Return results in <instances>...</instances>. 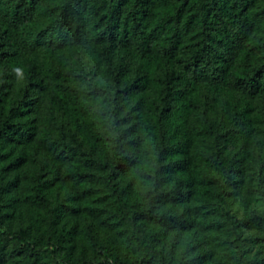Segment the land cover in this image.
<instances>
[{
  "label": "trees",
  "instance_id": "1",
  "mask_svg": "<svg viewBox=\"0 0 264 264\" xmlns=\"http://www.w3.org/2000/svg\"><path fill=\"white\" fill-rule=\"evenodd\" d=\"M0 264H264V0H0Z\"/></svg>",
  "mask_w": 264,
  "mask_h": 264
},
{
  "label": "rangeland",
  "instance_id": "2",
  "mask_svg": "<svg viewBox=\"0 0 264 264\" xmlns=\"http://www.w3.org/2000/svg\"><path fill=\"white\" fill-rule=\"evenodd\" d=\"M19 73L20 72L17 71V72H15V75L19 77L20 76ZM17 81H19V79ZM255 135H256V132H255L254 128L248 123L245 126V128L243 129L242 134L237 136V137H235L234 139H232L231 143L227 146L226 152L231 154V153H234V152L238 151V149L241 147L243 141L245 140V138L247 136L253 137ZM250 146H251V143H249V145L246 146V147L250 148ZM247 195H248V198H249V201H250V208L257 207V208H259L261 210L262 207L260 206V202L257 201V196L255 195V193H253V194L252 193H248ZM239 205H240L239 201H234V202L230 203L231 210L233 212H235L238 215V217H241L242 209H241V207ZM250 233H251V231L245 230L244 235H249Z\"/></svg>",
  "mask_w": 264,
  "mask_h": 264
}]
</instances>
